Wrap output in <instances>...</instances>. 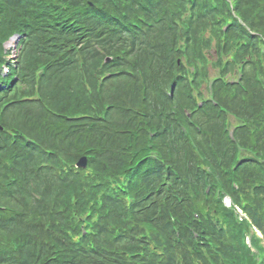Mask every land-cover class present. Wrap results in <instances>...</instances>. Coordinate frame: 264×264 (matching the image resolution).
<instances>
[{"label":"trees","instance_id":"16d2710c","mask_svg":"<svg viewBox=\"0 0 264 264\" xmlns=\"http://www.w3.org/2000/svg\"><path fill=\"white\" fill-rule=\"evenodd\" d=\"M0 264H264V0H0Z\"/></svg>","mask_w":264,"mask_h":264},{"label":"water","instance_id":"95a60500","mask_svg":"<svg viewBox=\"0 0 264 264\" xmlns=\"http://www.w3.org/2000/svg\"><path fill=\"white\" fill-rule=\"evenodd\" d=\"M87 158L86 157H82L78 163H77V167H81V168H86L87 167Z\"/></svg>","mask_w":264,"mask_h":264},{"label":"rangeland","instance_id":"374dc122","mask_svg":"<svg viewBox=\"0 0 264 264\" xmlns=\"http://www.w3.org/2000/svg\"><path fill=\"white\" fill-rule=\"evenodd\" d=\"M12 44H13V41H12ZM12 44L10 43L8 46H11ZM16 56H17V53H15V51H12V57H16Z\"/></svg>","mask_w":264,"mask_h":264},{"label":"bare ground","instance_id":"6f19581e","mask_svg":"<svg viewBox=\"0 0 264 264\" xmlns=\"http://www.w3.org/2000/svg\"><path fill=\"white\" fill-rule=\"evenodd\" d=\"M74 172V171H73ZM137 239V238H136Z\"/></svg>","mask_w":264,"mask_h":264}]
</instances>
